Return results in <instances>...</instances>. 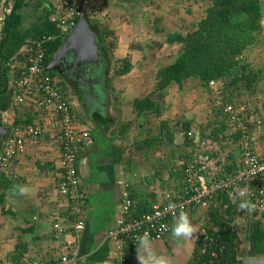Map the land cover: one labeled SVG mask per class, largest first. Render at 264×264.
Returning <instances> with one entry per match:
<instances>
[{"label":"crops","instance_id":"0c3cea01","mask_svg":"<svg viewBox=\"0 0 264 264\" xmlns=\"http://www.w3.org/2000/svg\"><path fill=\"white\" fill-rule=\"evenodd\" d=\"M60 1L26 0L20 11L22 21L19 28L10 33L0 50V128L6 130L0 139V157L6 141L18 126L36 124L45 116L34 101L23 105L17 103L15 77L8 63L22 53L30 41L48 35L53 39L60 36ZM14 5V0H0V45L5 18ZM50 12L53 13L49 17ZM116 78L118 80L112 77L106 66L91 85L85 83L84 86L67 73L61 79L56 78L73 103L77 126L88 129L92 135V143L80 150L77 162L82 187L87 193L83 202L82 216L86 227L81 233L79 264L113 263L114 245L109 242L108 232L123 214L125 183L130 184L136 200L135 214L141 210V205L148 211L154 204L164 202L167 193L179 188L183 172L176 164V174L175 162L189 156L194 149L185 143L182 151L185 148L186 153L181 155L171 147L163 158H160L161 152L155 150L157 167L153 164L143 167L138 163L137 116L129 119L123 112L127 101L122 96L124 88L120 80L124 76ZM18 121L21 124L18 125ZM197 128L195 135L203 137L201 125ZM181 135L186 141L185 134ZM239 157V153L234 159L229 157L231 170ZM62 178L61 149L49 138H42L36 144L29 143L27 151L8 169L0 163V264H50L64 252L69 237H55L53 228L57 219L69 230L73 226L68 216V200L58 189ZM210 210L212 208L199 207L187 212L197 227L192 238L177 239L171 230L165 239L151 241L152 249L158 256L169 258L171 264H190L202 237L200 231L207 226ZM245 214L240 221L254 227L256 220L263 229L249 236L252 229L246 232L248 243L246 248H241V258H264V213L251 210ZM177 219L171 220L172 229ZM235 225L239 229L242 224L236 222ZM238 233L240 236V231ZM130 251V264H139L137 247H131Z\"/></svg>","mask_w":264,"mask_h":264},{"label":"built area","instance_id":"2783aa9c","mask_svg":"<svg viewBox=\"0 0 264 264\" xmlns=\"http://www.w3.org/2000/svg\"><path fill=\"white\" fill-rule=\"evenodd\" d=\"M60 8V36L66 37L84 16V7L80 1L61 0ZM51 40V36H43L30 41L25 50L8 63L15 77L17 103L23 105L34 101L45 116L36 124L20 125L14 130L12 137L6 141L0 163L8 169L16 158L27 151L29 143L36 144L42 138H49L60 147L63 178L58 189L68 200V216L73 226L69 230L58 219L54 221L55 237L67 235L69 238L64 252L50 264H79L81 233L86 227L82 216L83 202L87 193L82 187L77 162L80 150L92 143V135L88 129L77 126L73 103L62 92L59 81L46 73V44ZM216 105L226 116L228 141L240 156L235 168L228 170L232 164L228 160L231 150L227 149L225 155L222 148L213 147L216 145L214 140L197 138L195 133L189 132L188 135L196 143L195 148L188 157L181 158V185L167 193L164 202L154 204L149 211L137 216L132 188L125 183L123 214L108 232L109 242L114 245L112 264H130V248L137 247L136 237L147 233L150 242L163 240L172 230V219L178 218L181 212L187 213L199 207L210 208L216 203L217 206L222 194L233 201L240 197L254 205L252 211L264 213V112L254 118L245 112L244 104H225L221 98ZM241 191H246V195L241 197ZM202 237L208 239L206 230H203Z\"/></svg>","mask_w":264,"mask_h":264},{"label":"trees","instance_id":"16d2710c","mask_svg":"<svg viewBox=\"0 0 264 264\" xmlns=\"http://www.w3.org/2000/svg\"><path fill=\"white\" fill-rule=\"evenodd\" d=\"M14 1L15 5L10 14L6 16L1 31V51L10 33L14 29H18L22 21L20 11L25 6L26 0ZM52 13H48V16L50 17ZM84 15L89 19L93 32L97 36L99 48L104 58V66L109 68L110 59L106 58L103 52L106 36L97 33L95 26L99 23L97 20H92L90 13L85 12ZM263 18L264 10L261 0H211L210 5L205 9L204 16L199 21L194 22L193 28L187 34L176 32L167 36L166 42L171 46L179 45L180 49L173 62L157 71L154 92L143 99L134 101L137 119L149 114H154L157 117L162 116L161 99L173 85H177L179 90H183L189 82H192L211 92L214 91V87L210 85L214 83L213 85H218L219 88L216 98H221L225 104L236 102L240 104L242 102L240 98L243 97L244 91L251 95L256 94L260 89L261 77L246 62L244 53L257 42L258 34L263 29ZM67 37L68 35L66 37L58 36L46 44L45 68L46 73L51 77L59 79L64 77V70L56 68L52 63ZM124 61L122 68H116V72H114L116 77H123L132 71L129 60ZM58 72L62 73V77L58 76ZM219 84L223 85H221L222 90ZM59 85L62 92L66 94L62 85ZM216 98L213 100L214 105ZM223 116L225 118L221 122V129L215 130L214 134L211 133L210 136L201 130V136L221 141L215 134L226 129V116L222 113ZM193 123V120H185L181 123L178 122L176 126L181 127L185 134L186 145L190 148H195L196 145L188 135L189 132L195 133ZM17 124L21 123L18 121ZM161 125L160 133L144 140V145L151 147L156 143H165V140H168L170 145L174 143L177 130L171 129L170 121L167 120L163 121ZM5 132L6 130H0L1 140L3 139L2 134ZM225 148L226 146L223 150ZM235 151L238 154L237 149ZM229 157L234 159L236 156L229 154L228 160ZM231 169L228 166V170L231 171ZM244 202L240 197L233 201L228 195L222 194L218 201L219 204L216 206V203L210 207L212 210L209 213V224L205 227L208 239L206 237L199 239L190 264H238L243 253L235 223L241 216L249 212L247 209H241L240 205ZM145 212L147 211L141 205V210L137 212V216ZM203 249H205L204 253L202 252Z\"/></svg>","mask_w":264,"mask_h":264},{"label":"rangeland","instance_id":"374dc122","mask_svg":"<svg viewBox=\"0 0 264 264\" xmlns=\"http://www.w3.org/2000/svg\"><path fill=\"white\" fill-rule=\"evenodd\" d=\"M84 7V13H90L92 20H97L99 25L95 29L99 35L105 34L106 44L103 52L106 58L110 59L108 71L115 80L114 75L116 68H122L124 60H129L132 65V71L125 75L121 82L124 88L122 91L123 98L127 101L124 103L123 112L130 119L137 116V112L132 107L135 99H143L154 92L156 85L157 71L175 59L180 49L179 45L171 46L166 40L169 34L181 32L187 34L194 26V22L199 21L203 16L205 9L210 5L211 0H77ZM264 10V0H261ZM263 29L258 34L257 42L250 46L244 53V59L252 69L260 74V89L256 94H249L246 91L240 98V104H244L245 112L254 118L264 112V18L262 21ZM62 77V73L58 72ZM222 84H219L221 87ZM214 91L207 90L189 82L183 90H179L177 85L171 86L167 94L161 99L162 116L157 117L154 114L138 118L135 122L137 125V162L143 167L147 164L158 162L155 150L161 152L160 158L166 156L171 147L175 151L185 154L183 145L186 143L181 135V127H176L178 122L193 120V128L199 130L200 124L207 136L214 134L215 130L221 129V122L224 120L216 98L218 85H210ZM223 86V85H222ZM195 87V88H194ZM223 89L222 87L220 88ZM216 98L214 105L213 100ZM159 99V97H158ZM236 104H238L236 102ZM170 121V128L176 129L175 140L172 145L168 140L165 143H156L149 147L143 144L147 138L158 135L163 121ZM134 129V126H133ZM226 129L221 133H216L221 141L216 142L214 148H223L226 155V149L232 150L229 154L237 156L235 147L229 143ZM136 132V131H135ZM178 143H177V140ZM213 140L211 137H206ZM230 146V147H229ZM233 152V153H232ZM164 153V155L162 154ZM223 154V155H224ZM180 159V158H178ZM180 160L175 162L177 174V165ZM177 164V165H176ZM252 220V219H250ZM240 248L247 247V238L254 233H260L263 229L258 221L254 220V227L240 221ZM206 224H209L207 218ZM206 228L202 229L205 230ZM250 233L246 236V232ZM201 230V231H202ZM200 234L202 236V233ZM248 251V250H245Z\"/></svg>","mask_w":264,"mask_h":264},{"label":"water","instance_id":"95a60500","mask_svg":"<svg viewBox=\"0 0 264 264\" xmlns=\"http://www.w3.org/2000/svg\"><path fill=\"white\" fill-rule=\"evenodd\" d=\"M104 64L97 36L84 15L58 50L52 65L69 71L71 75L91 85L99 78ZM238 264H264V258L244 257L239 259Z\"/></svg>","mask_w":264,"mask_h":264},{"label":"clouds","instance_id":"9594fccd","mask_svg":"<svg viewBox=\"0 0 264 264\" xmlns=\"http://www.w3.org/2000/svg\"><path fill=\"white\" fill-rule=\"evenodd\" d=\"M21 191H25L22 189ZM246 195V191H241L240 196ZM241 209L253 210L254 205L248 202L241 203ZM197 232V227L190 220L185 212H181L172 229L173 237L179 239H190ZM137 259L139 264H171V260L165 256H158L152 249L151 242L147 233L143 236L136 237Z\"/></svg>","mask_w":264,"mask_h":264},{"label":"flooded vegetation","instance_id":"af4514ba","mask_svg":"<svg viewBox=\"0 0 264 264\" xmlns=\"http://www.w3.org/2000/svg\"><path fill=\"white\" fill-rule=\"evenodd\" d=\"M65 73H67L68 76H71L75 81L81 83L82 85H86L84 81H81V79H78L76 76H73L69 73V71L64 69L63 75L65 76Z\"/></svg>","mask_w":264,"mask_h":264}]
</instances>
